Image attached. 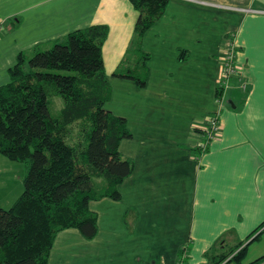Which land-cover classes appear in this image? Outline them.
I'll list each match as a JSON object with an SVG mask.
<instances>
[{
  "label": "crops",
  "instance_id": "obj_1",
  "mask_svg": "<svg viewBox=\"0 0 264 264\" xmlns=\"http://www.w3.org/2000/svg\"><path fill=\"white\" fill-rule=\"evenodd\" d=\"M138 17L131 0H0V85L20 53L105 24V107L131 133L118 147L132 162L120 197L89 202L98 232L61 229L48 264H212L243 245L249 263L264 254V227L247 240L264 221V0H168L139 45ZM228 40L240 74L218 93ZM139 50L149 54L144 86L114 75ZM214 112L222 126L203 149Z\"/></svg>",
  "mask_w": 264,
  "mask_h": 264
},
{
  "label": "trees",
  "instance_id": "obj_2",
  "mask_svg": "<svg viewBox=\"0 0 264 264\" xmlns=\"http://www.w3.org/2000/svg\"><path fill=\"white\" fill-rule=\"evenodd\" d=\"M131 1L139 11V45L168 0ZM108 31L105 24L91 25L71 31L48 49L20 53L9 69L10 81L0 85V152L27 164L23 192L11 207L0 208V264H48L61 229L76 227L87 238L98 232L91 199L120 197L118 185L132 171V162L121 157L118 147L131 133L125 117L105 107L111 90L102 43ZM148 58L139 50L136 66L114 75L144 86ZM56 95L64 105L53 114L49 100ZM94 177L103 179L100 192ZM263 227L264 221L247 240L257 238ZM245 253L243 245L229 261L264 264V254L244 263ZM224 259L219 256L216 264Z\"/></svg>",
  "mask_w": 264,
  "mask_h": 264
},
{
  "label": "rangeland",
  "instance_id": "obj_3",
  "mask_svg": "<svg viewBox=\"0 0 264 264\" xmlns=\"http://www.w3.org/2000/svg\"><path fill=\"white\" fill-rule=\"evenodd\" d=\"M63 105L64 100L60 95L50 97L49 107L53 114L57 113ZM221 126L222 124L220 125V128ZM78 128V125H76L75 127L73 126L72 130L74 132V136L77 134ZM26 165L27 164L25 162L11 159L0 152V208L8 209L9 207H11V205L23 192ZM95 188H97L99 192L103 189L102 179L97 178L95 180ZM240 248H237L231 254L230 249H227L225 250V252L221 253L220 255H217L218 257L225 256V259L222 260L219 264L230 263L229 260L233 257L234 253L238 252ZM217 258L212 260L211 263L216 264L218 262Z\"/></svg>",
  "mask_w": 264,
  "mask_h": 264
},
{
  "label": "built area",
  "instance_id": "obj_4",
  "mask_svg": "<svg viewBox=\"0 0 264 264\" xmlns=\"http://www.w3.org/2000/svg\"><path fill=\"white\" fill-rule=\"evenodd\" d=\"M237 46L232 40H228V43L223 51L222 56V70L220 73L219 86L220 93H224V90L229 86L233 77H239V70L236 63ZM245 87V84H242ZM220 114L219 112L212 113L203 128L204 139L201 143V147L205 149L210 142L217 136L220 130Z\"/></svg>",
  "mask_w": 264,
  "mask_h": 264
}]
</instances>
